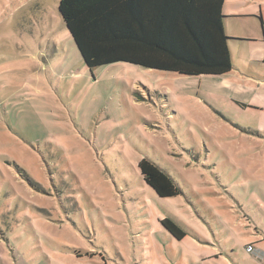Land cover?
Returning a JSON list of instances; mask_svg holds the SVG:
<instances>
[{
	"label": "rangeland",
	"instance_id": "1",
	"mask_svg": "<svg viewBox=\"0 0 264 264\" xmlns=\"http://www.w3.org/2000/svg\"><path fill=\"white\" fill-rule=\"evenodd\" d=\"M59 1L0 0V264H264V0L222 8L223 76L90 69Z\"/></svg>",
	"mask_w": 264,
	"mask_h": 264
},
{
	"label": "trees",
	"instance_id": "2",
	"mask_svg": "<svg viewBox=\"0 0 264 264\" xmlns=\"http://www.w3.org/2000/svg\"><path fill=\"white\" fill-rule=\"evenodd\" d=\"M225 0H60L59 14L88 68L126 62L179 75H222L232 68L223 29ZM159 197L181 193L148 159L138 163ZM176 238L186 233L160 220Z\"/></svg>",
	"mask_w": 264,
	"mask_h": 264
},
{
	"label": "crops",
	"instance_id": "3",
	"mask_svg": "<svg viewBox=\"0 0 264 264\" xmlns=\"http://www.w3.org/2000/svg\"><path fill=\"white\" fill-rule=\"evenodd\" d=\"M226 1L227 0H225V2H224V5H225V3H226ZM224 5H223V7H224ZM231 16H224L223 17V19L222 20H226V19H228V18H230ZM258 18H259V21H260V24H261V26H262V15L259 13V15H258ZM230 38V37H229ZM233 40H235V38H231L229 41H228V49H229V44H230V42L231 41H233ZM259 57H261L262 56V54L264 53V45L262 46V48H259ZM263 51V52H262ZM229 52H230V50H229ZM230 56H231V53H230ZM231 62H232V58H231ZM234 68V66H233V63H232V68H231V70ZM230 70V71H231ZM229 71V72H230ZM229 72H227V73H225V74H222V75H220V76H223V75H226V74H228ZM201 76V75H200ZM249 245V244H248ZM254 250V248L253 249H251L250 251H248V252H252ZM256 257V256H255ZM204 260V257H202V256H199V258L197 259V261H203ZM257 260V261H256ZM252 262H253V264H263L262 262H261V260H259V259H257V258H252Z\"/></svg>",
	"mask_w": 264,
	"mask_h": 264
},
{
	"label": "built area",
	"instance_id": "4",
	"mask_svg": "<svg viewBox=\"0 0 264 264\" xmlns=\"http://www.w3.org/2000/svg\"><path fill=\"white\" fill-rule=\"evenodd\" d=\"M251 249H252L251 245H247V246H246V250H247V251H250Z\"/></svg>",
	"mask_w": 264,
	"mask_h": 264
}]
</instances>
